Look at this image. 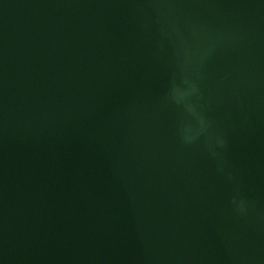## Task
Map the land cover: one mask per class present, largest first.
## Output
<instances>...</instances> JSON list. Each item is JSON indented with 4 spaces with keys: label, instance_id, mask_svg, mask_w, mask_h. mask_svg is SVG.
<instances>
[{
    "label": "water",
    "instance_id": "obj_1",
    "mask_svg": "<svg viewBox=\"0 0 264 264\" xmlns=\"http://www.w3.org/2000/svg\"><path fill=\"white\" fill-rule=\"evenodd\" d=\"M0 264H264V0H0Z\"/></svg>",
    "mask_w": 264,
    "mask_h": 264
},
{
    "label": "clouds",
    "instance_id": "obj_2",
    "mask_svg": "<svg viewBox=\"0 0 264 264\" xmlns=\"http://www.w3.org/2000/svg\"><path fill=\"white\" fill-rule=\"evenodd\" d=\"M195 89L193 88V91ZM173 99H175L177 102H179V96H177L175 94V89L173 90ZM186 140L188 138H185ZM225 140L222 136H217L215 138V144L218 146V147H224L225 146ZM211 150V149H210ZM212 155L215 156L216 155V152L215 151H212ZM218 170L222 171L223 170V162L221 161L219 164H218ZM232 207H233V210L237 213V214H245L248 207H249V202L247 200H245L244 198L240 197L239 195H234L233 198H232Z\"/></svg>",
    "mask_w": 264,
    "mask_h": 264
}]
</instances>
